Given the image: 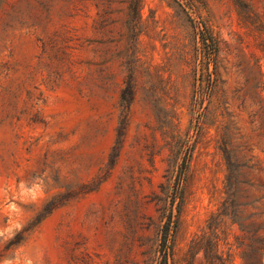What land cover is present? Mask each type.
Listing matches in <instances>:
<instances>
[{"label": "rangeland", "instance_id": "obj_1", "mask_svg": "<svg viewBox=\"0 0 264 264\" xmlns=\"http://www.w3.org/2000/svg\"><path fill=\"white\" fill-rule=\"evenodd\" d=\"M174 198L264 264V0H0V264H161Z\"/></svg>", "mask_w": 264, "mask_h": 264}, {"label": "trees", "instance_id": "obj_2", "mask_svg": "<svg viewBox=\"0 0 264 264\" xmlns=\"http://www.w3.org/2000/svg\"><path fill=\"white\" fill-rule=\"evenodd\" d=\"M201 45L203 50L207 52L208 58V67L211 61L215 60L216 52H217V42L213 38V36L208 32H203L201 34ZM209 70V69H208ZM209 79H211V74H208ZM174 202L175 198L172 200L169 214L166 219V224L164 226L163 234V247H165L164 259L161 264H174V249L176 244V236L178 233L179 226V214H174ZM193 252L196 250L200 251L202 248L205 251L206 257L209 259L211 264H231V256H225L220 251L219 239L215 232L211 233L207 238V242L205 245H202V242L198 240H194L193 242ZM201 246V247H200Z\"/></svg>", "mask_w": 264, "mask_h": 264}]
</instances>
